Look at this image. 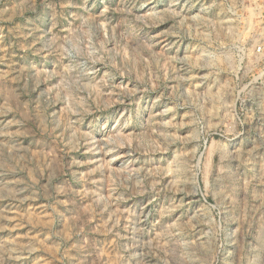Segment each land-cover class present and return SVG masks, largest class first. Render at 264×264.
<instances>
[{"label":"rangeland","instance_id":"374dc122","mask_svg":"<svg viewBox=\"0 0 264 264\" xmlns=\"http://www.w3.org/2000/svg\"><path fill=\"white\" fill-rule=\"evenodd\" d=\"M0 264H264V0H0Z\"/></svg>","mask_w":264,"mask_h":264}]
</instances>
